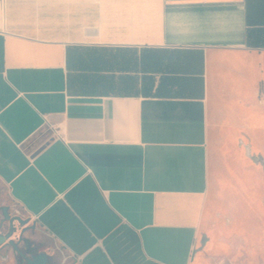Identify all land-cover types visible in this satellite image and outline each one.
I'll list each match as a JSON object with an SVG mask.
<instances>
[{"label":"crops","instance_id":"crops-1","mask_svg":"<svg viewBox=\"0 0 264 264\" xmlns=\"http://www.w3.org/2000/svg\"><path fill=\"white\" fill-rule=\"evenodd\" d=\"M261 95L264 0H0V264H193L215 113L255 148Z\"/></svg>","mask_w":264,"mask_h":264},{"label":"rangeland","instance_id":"rangeland-1","mask_svg":"<svg viewBox=\"0 0 264 264\" xmlns=\"http://www.w3.org/2000/svg\"><path fill=\"white\" fill-rule=\"evenodd\" d=\"M210 141L206 215L192 254L193 264H264V144L252 146L247 114L233 134L218 128ZM15 217L16 230L28 220L0 183V223ZM61 257V256H60ZM63 259V258H62ZM14 264V258L7 259ZM21 264H25L22 262Z\"/></svg>","mask_w":264,"mask_h":264},{"label":"water","instance_id":"water-1","mask_svg":"<svg viewBox=\"0 0 264 264\" xmlns=\"http://www.w3.org/2000/svg\"><path fill=\"white\" fill-rule=\"evenodd\" d=\"M4 215H5V218H7V215L5 212H4ZM12 232H13V226H12V224H10V232L6 235L0 234V245H2L4 242H6L8 240V238L11 236ZM8 244L15 248V245L12 244V242H8ZM24 259L28 264H44L46 261V257L43 254H40V255L33 257L31 259H29V258H24Z\"/></svg>","mask_w":264,"mask_h":264},{"label":"flooded vegetation","instance_id":"flooded-vegetation-1","mask_svg":"<svg viewBox=\"0 0 264 264\" xmlns=\"http://www.w3.org/2000/svg\"><path fill=\"white\" fill-rule=\"evenodd\" d=\"M17 221H18V220H17L15 217H12V218H9V219H8V223H9V225H8V229H10V223H11L12 226H13V232H12V233H14V223L17 222ZM18 240L22 241L23 244H24V246H25L26 248L33 247V244H32L29 240H27V239H25V238L22 237V234H21V236L18 238Z\"/></svg>","mask_w":264,"mask_h":264},{"label":"trees","instance_id":"trees-1","mask_svg":"<svg viewBox=\"0 0 264 264\" xmlns=\"http://www.w3.org/2000/svg\"><path fill=\"white\" fill-rule=\"evenodd\" d=\"M259 162L264 165V160L260 159Z\"/></svg>","mask_w":264,"mask_h":264},{"label":"built area","instance_id":"built-area-1","mask_svg":"<svg viewBox=\"0 0 264 264\" xmlns=\"http://www.w3.org/2000/svg\"><path fill=\"white\" fill-rule=\"evenodd\" d=\"M261 101L264 102V95H261Z\"/></svg>","mask_w":264,"mask_h":264}]
</instances>
